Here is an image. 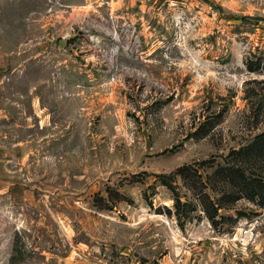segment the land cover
I'll list each match as a JSON object with an SVG mask.
<instances>
[{
  "label": "rangeland",
  "instance_id": "rangeland-1",
  "mask_svg": "<svg viewBox=\"0 0 264 264\" xmlns=\"http://www.w3.org/2000/svg\"><path fill=\"white\" fill-rule=\"evenodd\" d=\"M261 184L264 0H0V264H264Z\"/></svg>",
  "mask_w": 264,
  "mask_h": 264
},
{
  "label": "trees",
  "instance_id": "trees-1",
  "mask_svg": "<svg viewBox=\"0 0 264 264\" xmlns=\"http://www.w3.org/2000/svg\"><path fill=\"white\" fill-rule=\"evenodd\" d=\"M247 67L250 71H257L258 70V67H255L252 63H248ZM259 139H261V137H258V139L256 141H254L248 147L238 151L237 154L240 155V154H242V152L245 153L246 151H249V150H251L253 148H257V147L262 148L263 145H261V144L259 145ZM174 175H200V174L193 165H183L177 169V171L175 172ZM214 175H244V174H242V171L240 169L236 170L234 168L225 167V168L217 169L214 172ZM162 182H163V184L172 188V185H170L169 183H167L165 181H162ZM261 186H264V185L261 184ZM175 199L177 202H179L178 197H176Z\"/></svg>",
  "mask_w": 264,
  "mask_h": 264
},
{
  "label": "built area",
  "instance_id": "built-area-1",
  "mask_svg": "<svg viewBox=\"0 0 264 264\" xmlns=\"http://www.w3.org/2000/svg\"><path fill=\"white\" fill-rule=\"evenodd\" d=\"M243 234H244V236H246V237L249 236V235H251V234H253V231H252L251 227H247V228H245ZM251 236H252V235H251Z\"/></svg>",
  "mask_w": 264,
  "mask_h": 264
}]
</instances>
